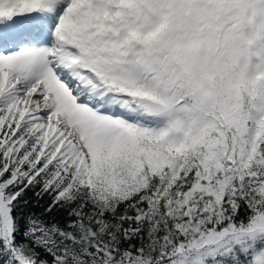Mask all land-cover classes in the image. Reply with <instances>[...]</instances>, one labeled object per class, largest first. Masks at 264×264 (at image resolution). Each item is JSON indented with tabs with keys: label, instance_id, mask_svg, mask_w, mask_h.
<instances>
[{
	"label": "snow or ice",
	"instance_id": "obj_1",
	"mask_svg": "<svg viewBox=\"0 0 264 264\" xmlns=\"http://www.w3.org/2000/svg\"><path fill=\"white\" fill-rule=\"evenodd\" d=\"M0 264H264V0H0Z\"/></svg>",
	"mask_w": 264,
	"mask_h": 264
}]
</instances>
